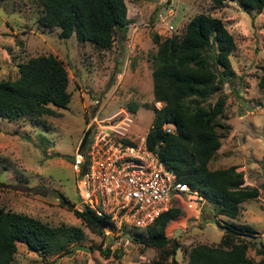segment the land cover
<instances>
[{"label": "rangeland", "instance_id": "1", "mask_svg": "<svg viewBox=\"0 0 264 264\" xmlns=\"http://www.w3.org/2000/svg\"><path fill=\"white\" fill-rule=\"evenodd\" d=\"M124 3L128 24L123 38L115 33L110 47L98 50L73 36L60 39L57 28H39L36 0H0V80L14 79L18 63L50 54L66 71L70 95L65 107L53 108L55 116L13 122L0 118V209L50 226H76L83 232L82 239L68 245L67 253L45 258L17 244L10 264H148L155 256L153 249L133 240L144 228L111 229L101 236L74 216L78 198L71 158L86 126L94 136L99 124L107 126L111 117L110 131L123 134L122 139L135 143L145 134L152 108L160 105L152 101L151 94V57L156 50L151 34L178 36L197 13L219 18L234 42L228 56L233 72L230 82L207 98L212 103L218 93L226 94L223 115L228 127L208 167L235 166L244 184L258 189V197L242 202L237 217L226 220L212 217L205 200L182 195L172 203L183 210V216L169 223L164 232L177 239L176 259L182 263L183 251L189 246L218 242L222 230L213 219L220 224H246L254 231L246 255L258 259L254 250L259 242L264 244V89L257 86L264 68V6L243 10L235 2L214 0Z\"/></svg>", "mask_w": 264, "mask_h": 264}, {"label": "trees", "instance_id": "2", "mask_svg": "<svg viewBox=\"0 0 264 264\" xmlns=\"http://www.w3.org/2000/svg\"><path fill=\"white\" fill-rule=\"evenodd\" d=\"M136 1V0H129ZM235 2L243 10H259L264 0H214ZM39 28H57L58 37L73 36L102 50L110 47L113 35L119 39L128 24L124 0H36ZM156 50L151 57L153 117L144 134V146L174 172L177 181L207 202L212 217L235 219L242 202L258 197L255 186L246 185L241 171L233 165L210 169L209 161L228 133L224 122L225 93H218L209 103L207 98L229 84L233 72L228 56L234 48L231 35L221 20L206 13L190 17L178 36L160 38L151 34ZM17 76L0 80V118L15 121L56 115L53 108L69 102L67 75L62 63L53 55H37L17 64ZM257 86L264 89V68ZM164 124L175 126L165 132ZM87 128L79 139L82 150L89 140ZM124 144H132L122 139ZM264 196V195H263ZM73 214L91 232L103 236L102 229H113L106 218L88 208ZM183 216V210L171 203L144 232L133 238L143 248H151L155 256L148 264H264V244L254 252L258 259L246 255L253 245V229L246 224L227 221L213 223L222 230L216 244L197 243L184 252L182 263L176 259L180 247L175 237L165 235V227ZM83 238L79 227L59 224L50 226L22 213L0 209V264H10L17 244L45 258L69 251L68 245Z\"/></svg>", "mask_w": 264, "mask_h": 264}, {"label": "built area", "instance_id": "3", "mask_svg": "<svg viewBox=\"0 0 264 264\" xmlns=\"http://www.w3.org/2000/svg\"><path fill=\"white\" fill-rule=\"evenodd\" d=\"M111 118L106 121L107 126H102L104 122L99 124L94 136H91L93 132L89 133L82 150L77 144L72 153L78 198L75 211L81 212L86 207L96 216L106 218L113 229H143L170 207L173 200L186 194L197 196L145 148L144 134L130 145L121 143L124 135L110 131ZM163 130L170 133L175 126L164 124ZM110 231L103 228V236Z\"/></svg>", "mask_w": 264, "mask_h": 264}, {"label": "water", "instance_id": "4", "mask_svg": "<svg viewBox=\"0 0 264 264\" xmlns=\"http://www.w3.org/2000/svg\"><path fill=\"white\" fill-rule=\"evenodd\" d=\"M64 203H65L67 206H70V203H69V202L66 201V202H64Z\"/></svg>", "mask_w": 264, "mask_h": 264}]
</instances>
